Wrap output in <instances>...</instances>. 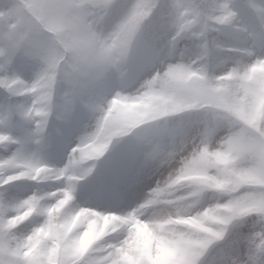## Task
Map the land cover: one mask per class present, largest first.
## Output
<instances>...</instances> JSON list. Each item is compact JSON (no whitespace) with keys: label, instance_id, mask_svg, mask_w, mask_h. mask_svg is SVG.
<instances>
[{"label":"clouds","instance_id":"obj_1","mask_svg":"<svg viewBox=\"0 0 264 264\" xmlns=\"http://www.w3.org/2000/svg\"><path fill=\"white\" fill-rule=\"evenodd\" d=\"M0 264H264V0H0Z\"/></svg>","mask_w":264,"mask_h":264}]
</instances>
